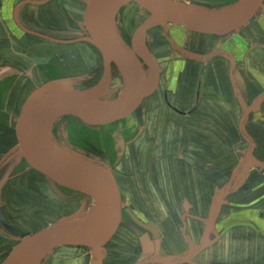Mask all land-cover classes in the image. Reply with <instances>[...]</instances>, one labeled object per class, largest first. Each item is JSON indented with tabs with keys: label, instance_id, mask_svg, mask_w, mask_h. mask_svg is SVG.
Listing matches in <instances>:
<instances>
[{
	"label": "crops",
	"instance_id": "crops-1",
	"mask_svg": "<svg viewBox=\"0 0 264 264\" xmlns=\"http://www.w3.org/2000/svg\"><path fill=\"white\" fill-rule=\"evenodd\" d=\"M90 2L0 0V264L12 241L77 216L86 196L94 200L40 172L18 133L33 94L104 69L100 49L83 40ZM118 2L106 3L100 19L108 5L112 23ZM262 6L225 36L172 24L144 36L159 85L123 119L121 145L112 146L123 213L102 264H264ZM98 258L91 248L60 246L25 264Z\"/></svg>",
	"mask_w": 264,
	"mask_h": 264
},
{
	"label": "water",
	"instance_id": "water-1",
	"mask_svg": "<svg viewBox=\"0 0 264 264\" xmlns=\"http://www.w3.org/2000/svg\"><path fill=\"white\" fill-rule=\"evenodd\" d=\"M112 0H91L86 26L89 36L83 40L94 43L104 57V76L97 88L87 94L68 98L60 92H37L24 105L18 123L21 146L32 164L51 179L93 197L100 206V223L88 228L87 218L74 227L51 226L20 239V243L2 264H23L27 259L60 246H81L98 252V264L105 257V246L116 234L122 221V199L117 181L111 169H102L95 163L93 168L79 167L56 159L50 153L38 149L35 131L39 121L48 116H74L92 127L105 126L130 116L143 99L154 93L159 85L158 62L139 48V42L150 28L158 24H172L189 30L217 36L239 31L256 15L264 0H239L235 8L224 17L213 19L199 10L178 0H128L137 3L150 13V17L134 33L130 49L139 61L137 65L128 49L114 47L115 40L100 30V11ZM112 64L120 70L126 81V97L109 110L92 109L88 103L102 99L107 90ZM151 70L153 85L146 89V72ZM95 207L91 208L88 213Z\"/></svg>",
	"mask_w": 264,
	"mask_h": 264
},
{
	"label": "rangeland",
	"instance_id": "rangeland-1",
	"mask_svg": "<svg viewBox=\"0 0 264 264\" xmlns=\"http://www.w3.org/2000/svg\"><path fill=\"white\" fill-rule=\"evenodd\" d=\"M116 1L119 2L117 5H114V11L112 12L113 15L110 16L112 21L111 29L114 33L111 37L120 47L128 49V52L132 54L133 59L144 67V64H142L139 59L133 55L130 49V44L134 33L150 17V13L135 2L128 0ZM178 2L193 7L201 13L210 15L223 14L222 17H224L228 15L226 13L235 8L239 0H178ZM262 11L263 6L260 7L258 12ZM141 43L144 49L150 54L148 50L150 46L148 43L147 47V39H141ZM144 69L147 70L145 67ZM146 75L147 79H149L151 76V70H148ZM103 76L104 69L102 65L101 70H99L94 77L84 76L76 80H55L56 84L49 87L46 93L56 91L68 98L77 97L91 92V87L102 81ZM126 93V81L118 67L115 64H112V75L107 90L101 95L100 98L102 99H95L92 100V102L101 106H110L121 100L123 96L125 98ZM124 122V120H120L109 125L92 127L86 125L74 116H61L56 117V119L50 123L51 125H48V127H50L48 129L50 130V135L54 143L62 149L82 157L84 160L88 161L90 165L95 163L102 169H110V164L112 163L113 166L119 160L117 149L112 150V146L114 147L117 145L118 148V145H121L122 138L119 133L121 130L119 131V129L123 126ZM104 131L110 132V140L107 141V144L102 138V136L104 138H108L105 137L107 136V132L104 133ZM116 138L117 142L115 141ZM91 205L96 207L98 202L95 199L93 200L86 196L84 200L82 199V203L80 204L79 214L77 216L65 218L57 225L74 227L82 223L86 218L87 226L93 224L95 221L100 219L101 213L93 216L95 210L94 208L88 216V213L91 210ZM21 237H26V235ZM19 243L20 240L18 239L12 241L7 248V254Z\"/></svg>",
	"mask_w": 264,
	"mask_h": 264
},
{
	"label": "bare ground",
	"instance_id": "bare-ground-1",
	"mask_svg": "<svg viewBox=\"0 0 264 264\" xmlns=\"http://www.w3.org/2000/svg\"><path fill=\"white\" fill-rule=\"evenodd\" d=\"M117 5V3H115ZM114 4V5H115ZM114 5H112L111 7V11H110V15H112L114 9ZM232 10H230L228 13H230ZM105 15H101V19H100V30L106 34V35H110V31L112 32V29H111V22L108 18V5L106 6V9H105ZM226 13V14H228ZM204 14L205 16L207 17H210V18H213V19H218L220 17L223 16V14H219V15H210V14H205V13H202ZM105 23L107 24V26L109 27L110 31L107 29ZM114 34V33H113ZM111 36V35H110ZM117 46V42L115 41L114 43V47ZM139 48L140 50H142L146 55L148 56H151L143 47L141 41L139 42ZM128 54L132 57V60L137 64L139 65V63H137L134 59H133V56L130 52H128ZM147 76V75H146ZM149 80V81H148ZM153 74L151 72V76L149 79L146 80V89H150L153 85ZM124 100V96L121 100H119L118 102H116L115 104L113 105H110V106H101V105H98L92 101H90L88 103V106L92 109H95V110H100V111H106V110H109L110 108H112L113 106L119 104L121 101ZM56 119V116H48V117H44L42 118L40 121H39V124H38V127L35 131V140H36V144H37V147L40 151L42 152H45V153H50L52 156H54L56 159L60 160V161H63L65 163H68V164H71V165H75V166H79V167H85V168H93L94 166L93 165H90V163L86 160H84L82 157H79L73 153H70L64 149H62L60 146L56 145L50 135V130L48 128V125ZM51 125V124H50ZM99 213H101L100 211V206L97 205L95 207V210H94V214L93 216L95 215H98ZM100 219H98L97 221H95L93 224L87 226L88 228H94V227H97L99 225V222ZM30 259V258H29ZM29 259H27L26 261H24L23 264H25ZM38 262V259H35L34 261H32L30 264H37Z\"/></svg>",
	"mask_w": 264,
	"mask_h": 264
}]
</instances>
